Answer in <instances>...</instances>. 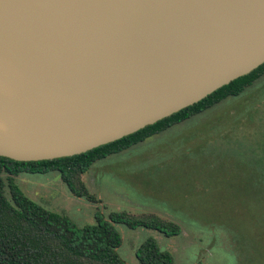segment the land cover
<instances>
[{"label":"water","instance_id":"1","mask_svg":"<svg viewBox=\"0 0 264 264\" xmlns=\"http://www.w3.org/2000/svg\"><path fill=\"white\" fill-rule=\"evenodd\" d=\"M264 64V0H0V156L73 157Z\"/></svg>","mask_w":264,"mask_h":264},{"label":"rangeland","instance_id":"2","mask_svg":"<svg viewBox=\"0 0 264 264\" xmlns=\"http://www.w3.org/2000/svg\"><path fill=\"white\" fill-rule=\"evenodd\" d=\"M246 97L228 98L178 130L95 163L84 179L101 203L74 197L58 173L22 174L17 182L32 200L79 226L126 211L182 228L166 237L114 224L126 264H140L136 251L148 238L175 264H264V118L254 126L247 114L237 124L245 119L242 109H254Z\"/></svg>","mask_w":264,"mask_h":264},{"label":"trees","instance_id":"3","mask_svg":"<svg viewBox=\"0 0 264 264\" xmlns=\"http://www.w3.org/2000/svg\"><path fill=\"white\" fill-rule=\"evenodd\" d=\"M244 93L246 103L255 106L250 112V107L248 111L242 109L245 119L237 124L242 127L248 114V123L258 125L264 118V64L199 103L87 153L37 162H20L0 156V264H126L118 253L123 239L114 224L154 230L166 237L180 235L182 228L176 223L153 214L136 216L126 211L111 213L109 220L98 218L96 224L79 226L68 216L51 211L28 197L17 178L22 174L58 173L74 197L101 203L84 179L95 163L143 144L226 99ZM136 257L140 264H175L174 256L162 250L154 238L140 245Z\"/></svg>","mask_w":264,"mask_h":264},{"label":"crops","instance_id":"4","mask_svg":"<svg viewBox=\"0 0 264 264\" xmlns=\"http://www.w3.org/2000/svg\"><path fill=\"white\" fill-rule=\"evenodd\" d=\"M182 125H184V124H182ZM224 128H225V126H224ZM223 128V129H224ZM173 130H178V125L177 126H175V127H173L172 129H170V131H173ZM169 131V130H168ZM167 132V131H166ZM166 132H164V133H166Z\"/></svg>","mask_w":264,"mask_h":264}]
</instances>
